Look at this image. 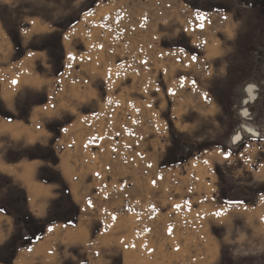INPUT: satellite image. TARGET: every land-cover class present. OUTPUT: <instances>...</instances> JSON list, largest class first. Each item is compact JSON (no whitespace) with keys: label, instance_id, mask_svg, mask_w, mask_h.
Here are the masks:
<instances>
[{"label":"rangeland","instance_id":"obj_1","mask_svg":"<svg viewBox=\"0 0 264 264\" xmlns=\"http://www.w3.org/2000/svg\"><path fill=\"white\" fill-rule=\"evenodd\" d=\"M0 264H264V0H0Z\"/></svg>","mask_w":264,"mask_h":264}]
</instances>
